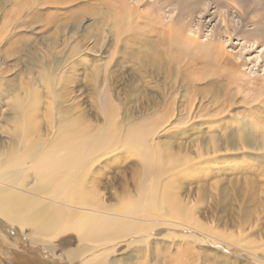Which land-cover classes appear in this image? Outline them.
Returning <instances> with one entry per match:
<instances>
[{"label":"rangeland","instance_id":"rangeland-1","mask_svg":"<svg viewBox=\"0 0 264 264\" xmlns=\"http://www.w3.org/2000/svg\"><path fill=\"white\" fill-rule=\"evenodd\" d=\"M20 1L0 0V139L16 132V140L54 145L58 126L71 122L84 137L111 130L118 137L91 161L87 181L119 213L145 181L122 140L149 127L147 144L167 159L161 191L187 209L185 228L206 239L179 248L159 241L145 254L127 249L120 262L168 264L174 252L187 261L189 245L203 264H264V0H184L189 13L163 9L168 18L184 14L177 24L189 25L200 44H217L214 58L178 54L143 23L117 36L118 0H35L31 9ZM224 18L234 31L225 32ZM250 30L263 38H244ZM11 95L30 106L22 111ZM23 232L8 255L0 250V264H48L51 254L39 251L46 245ZM61 256L57 248L49 258L67 264Z\"/></svg>","mask_w":264,"mask_h":264},{"label":"bare ground","instance_id":"bare-ground-1","mask_svg":"<svg viewBox=\"0 0 264 264\" xmlns=\"http://www.w3.org/2000/svg\"><path fill=\"white\" fill-rule=\"evenodd\" d=\"M32 1L36 2L22 0L19 7L31 9ZM118 1L114 15H111V24L117 36L126 31L137 32L143 23V26L146 24L156 29L163 42L178 54L189 55L201 51L207 57H215L211 51L217 44L202 45L189 35V25L177 24L184 14L169 18L163 14V9L167 7L170 10L167 13L171 12V8L189 13L194 7H189L184 0ZM144 6L146 8L140 10ZM152 6H155V11ZM143 16L148 19L142 20ZM222 22L225 32H228V28L235 30L231 20L224 18ZM212 32L217 39V28ZM248 33H243L244 38H252L254 43L258 42V38H263L257 30H250L252 37H247ZM223 53L222 49L221 55ZM41 79L45 80L42 73ZM51 83L48 72L46 84L50 86ZM10 97L11 104L22 111L30 106L26 99ZM104 106H109L107 100ZM81 130L85 128L74 122L60 124L54 136L58 138L54 145H45L33 139L26 141L27 135L23 141L16 140L18 133L15 130H12L14 133L8 141L0 139L2 254L8 255L10 246H18L20 241L17 236L24 235V228L33 243L46 245L47 250L39 249L40 252L46 251L54 256L57 248H60L62 256L59 258L67 264H124L120 262L118 253L127 249L135 252L134 249L139 248L136 252L145 254L152 244L156 245L159 241L179 248V245H183L182 241L200 242L206 239L185 228L190 218L187 209L177 204L168 191L166 194L161 191L159 180L167 159L147 144V138L151 135L149 127L129 133L122 140L123 147L139 157L145 171V181L136 198L126 203L123 207L125 211L119 213L107 209L99 192L89 187L87 181L91 161L104 152L103 149H110L109 146L118 136L104 129L97 135L84 137ZM17 131L25 134L29 129L26 127ZM163 215L178 224L154 220ZM184 246L188 255L192 254L189 260L185 261L183 254L181 257L174 252L167 258L168 264H203L197 253H191L194 250L189 245ZM156 249L157 246L150 253ZM50 256L46 259L48 264H61L51 260Z\"/></svg>","mask_w":264,"mask_h":264}]
</instances>
